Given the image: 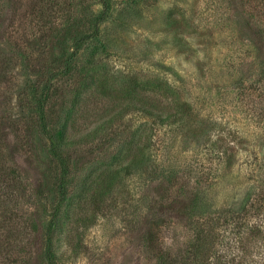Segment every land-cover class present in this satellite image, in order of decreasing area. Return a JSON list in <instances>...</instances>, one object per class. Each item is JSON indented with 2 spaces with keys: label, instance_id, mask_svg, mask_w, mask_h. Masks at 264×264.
Masks as SVG:
<instances>
[{
  "label": "rangeland",
  "instance_id": "374dc122",
  "mask_svg": "<svg viewBox=\"0 0 264 264\" xmlns=\"http://www.w3.org/2000/svg\"><path fill=\"white\" fill-rule=\"evenodd\" d=\"M101 13L99 0H0V264H50L48 240L53 264H155L161 248L185 255L195 227L212 234L198 264H264V0ZM43 89L70 159L50 236L60 169L30 99Z\"/></svg>",
  "mask_w": 264,
  "mask_h": 264
},
{
  "label": "trees",
  "instance_id": "16d2710c",
  "mask_svg": "<svg viewBox=\"0 0 264 264\" xmlns=\"http://www.w3.org/2000/svg\"><path fill=\"white\" fill-rule=\"evenodd\" d=\"M102 6V13L100 17L104 16L105 14L109 12L111 8V0H99ZM100 20V19H99ZM99 20L97 19L96 22L98 23ZM99 25V24H98ZM77 28H75L74 31L71 30H66L62 33L61 41L66 44L64 46V49L68 48V43L69 40H72L74 37L72 34H77ZM254 37H257V34L255 31L252 33ZM82 37L75 41L73 45V49L71 50V54L68 55L66 58H64V61L62 64H65L67 67L65 69L66 72H70L69 68L72 62H74L78 56H80L79 52L83 48V45L80 44H85L84 46L90 44L91 42H86V40H91L93 38L94 40H97L99 37V32L98 29L95 28V30L91 33V35H86L82 34ZM92 41V40H91ZM93 42V41H92ZM68 49H71L70 47ZM53 56V61H57L59 58L57 54L52 55ZM58 57V58H57ZM34 92L32 93L30 99L32 104L35 105V113L38 116V121L35 123V128L36 131L39 135V137L45 138L47 142H49L48 145V154L50 157V161L55 162L56 166L59 167V179L58 182L55 184H52V187L54 189H57V195L59 196L57 205L54 207V211L52 213L51 218L45 222L46 230H47V236H50L52 230L55 227V219L57 217L58 210L60 208V204H62L64 197H65V192L67 191V185H68V174L70 170V164L69 161L70 159L66 157L62 152L59 150V144L60 142L63 143L65 140V135L63 134L65 127H58L56 124V120L53 121L54 119H48L50 115L48 114V111L51 110L50 107L48 106V101L51 99V92L48 91L47 89L40 90V92H37L36 90H33ZM160 120V119H159ZM161 121V120H160ZM185 206V204H183ZM179 208L177 212L180 214H184V211H182V204L179 205ZM163 207H157L156 209V214L151 215V220L152 224L155 227H159V224H163L165 221L164 218V213H163ZM165 224V223H164ZM149 225V228L146 232L145 235V244L149 246L150 248H153L156 243V239H154L155 236H153V229L154 226ZM158 225V226H157ZM165 227V226H164ZM207 228V226H205ZM235 229L237 226L234 227ZM206 229L205 228H194L193 229V234L192 238L190 239L188 246L186 247V254L178 257L175 256L171 251L167 250L168 248H161L156 256H155V264H185L186 259H190L192 257V263L193 264H198V261L201 260L200 258V252H203L206 250L205 247V238L208 236H211V231L207 232L205 234ZM50 240L47 241L46 248H45V253L49 256V261L50 264H53L51 262V245H50Z\"/></svg>",
  "mask_w": 264,
  "mask_h": 264
}]
</instances>
